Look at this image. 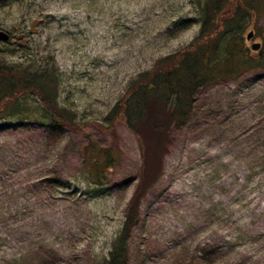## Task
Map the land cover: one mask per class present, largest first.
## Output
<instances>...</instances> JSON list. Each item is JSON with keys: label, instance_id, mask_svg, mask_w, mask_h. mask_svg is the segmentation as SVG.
I'll list each match as a JSON object with an SVG mask.
<instances>
[{"label": "rangeland", "instance_id": "rangeland-1", "mask_svg": "<svg viewBox=\"0 0 264 264\" xmlns=\"http://www.w3.org/2000/svg\"><path fill=\"white\" fill-rule=\"evenodd\" d=\"M207 2L0 0V64L55 69L72 116L57 126L27 92L0 119V264H108L129 218L124 264H264V8L219 41L259 43L261 67L196 88L164 139L145 130L142 146L107 118L198 36ZM88 140L118 151L105 184L83 164Z\"/></svg>", "mask_w": 264, "mask_h": 264}, {"label": "trees", "instance_id": "trees-1", "mask_svg": "<svg viewBox=\"0 0 264 264\" xmlns=\"http://www.w3.org/2000/svg\"><path fill=\"white\" fill-rule=\"evenodd\" d=\"M207 1L198 36L167 65L158 66L137 78L108 113L107 118L111 121L122 119L142 146L145 130L164 139L170 125L183 123L189 115L196 88L244 70L259 69L263 64V57L251 51L241 34L230 36L223 47H219V41L226 32L232 31L239 10L256 17L264 8V0ZM57 84L58 75L50 66L31 70L21 65L1 63L0 119L7 113L13 114L22 104V95L30 92L45 104V111L50 113L57 126L70 125L71 113L57 106ZM160 112L163 117L159 116ZM88 141L82 148L83 164L92 183L105 184L106 173L117 164L118 151ZM130 221L129 218L125 222L108 264H124L123 252Z\"/></svg>", "mask_w": 264, "mask_h": 264}, {"label": "water", "instance_id": "water-1", "mask_svg": "<svg viewBox=\"0 0 264 264\" xmlns=\"http://www.w3.org/2000/svg\"><path fill=\"white\" fill-rule=\"evenodd\" d=\"M254 33L252 30H250L246 36V40H250L253 37ZM9 40V34L3 30L0 29V41H7ZM260 44L253 42L251 43V49L252 50H259Z\"/></svg>", "mask_w": 264, "mask_h": 264}]
</instances>
